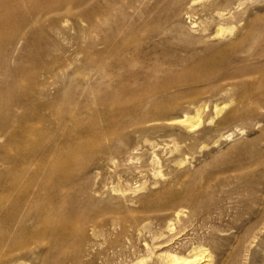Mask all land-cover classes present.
Here are the masks:
<instances>
[{
    "label": "rangeland",
    "instance_id": "374dc122",
    "mask_svg": "<svg viewBox=\"0 0 264 264\" xmlns=\"http://www.w3.org/2000/svg\"><path fill=\"white\" fill-rule=\"evenodd\" d=\"M57 1L0 0V22L5 18L3 23L6 25L5 29L0 28V41L8 43L13 37L20 38L11 53L10 64L7 68L0 65V114H10V118L7 117L4 121L8 122V130L5 129L6 124L2 119L0 120V198L11 193L6 182L8 176L25 178L30 174L31 177L25 180L26 184L23 186L27 192L25 195L30 197L29 194H33V202L26 207H30L29 218H24L14 225V222L0 217V232L6 228L5 231L11 233L8 240L15 241L17 237V243L27 241L26 247L19 243L20 247L16 249L8 245L0 246V264H47L44 259L52 249L59 260L64 258L59 264H133L141 259L144 260L143 264H159V254L186 256L200 248L205 250V254L211 255L213 264H264V225L261 227L262 221L259 217L264 192V134L261 131L264 129V106H254L255 102L257 103V95L253 92L255 83L264 79V54L260 55L261 50H264V42H261L264 40V0H180L178 4H175V0H142L140 3L134 1V4L132 0H115L118 3L113 11L114 15L129 16V20H123L128 27L115 26L110 38L103 44L97 39L101 38L100 33L91 28L88 22H80L70 5L63 8ZM79 1L68 0L73 4ZM33 5L37 6V11L31 9ZM206 6L208 10L211 9L207 10L209 13L205 11ZM215 9L219 10L216 12ZM218 13L223 16H218ZM206 14L209 16L206 17ZM249 23L252 24L253 39H258H254V43L248 39L235 51L225 48L229 42L246 31ZM218 26L230 30H225L219 37L215 34ZM202 29V34H199ZM95 41L99 43H94L96 46L93 44ZM257 44L259 48H256ZM250 45L253 46L252 49ZM163 50L165 59L160 60ZM103 51L108 53V57H97V54ZM247 53H250L249 56ZM252 54L256 59L251 57ZM195 55H198L200 60L194 57ZM124 60L131 70L127 67L128 71L125 70L122 75L116 66ZM225 62L238 68L242 67V72L237 75L243 80L237 79L238 76L224 78L221 67ZM204 63L214 69L208 71L211 73L206 72L208 75L204 74V79L197 80L193 71L189 70L202 72ZM247 63H250L251 69H247ZM166 64L170 68H166ZM169 64L174 65L172 67ZM253 64H256V68ZM129 65L136 71L138 69V73L135 74L136 71ZM154 66L157 67L154 68L155 74L152 69ZM141 67H144V70ZM173 68L175 71H172ZM161 70L164 71L160 72ZM139 72L146 81L140 79L142 76ZM145 72L149 73L148 77ZM167 77L169 80H166ZM126 78L129 79L127 84ZM118 79L125 80L122 86ZM189 82L192 85H189ZM113 83L121 88L125 85L127 88L124 87L123 91ZM149 84L153 86L150 87ZM234 84L241 89L235 88ZM214 85L216 90H213ZM195 86L199 87L198 91H194L197 89ZM130 87L135 90L131 88L130 92ZM155 87L157 89L154 91ZM160 87L162 91L167 89V92H161ZM231 89L232 92L229 93ZM209 90L217 92L213 94L214 92ZM178 91L181 92L180 95L178 93L179 99L176 96ZM111 94L121 97V109L127 112L128 118L139 120L138 124L126 127L124 134L129 131L127 138L124 134L110 137L111 130L104 117L107 119L115 113L116 107L110 104ZM165 95L172 99L166 101ZM101 98L103 99L100 102ZM190 101H196L195 105L193 103L190 106ZM139 102L146 104L142 106L146 112L142 111V107L135 108ZM187 105L189 106L186 109ZM192 105L195 108L205 105L199 125L184 130L180 126L167 123V117L169 119L171 115L172 118L178 114L182 115L184 107L185 112L190 109L187 113L193 116L195 109ZM78 106L80 118L74 123H69L65 111ZM154 106H159L155 109L159 113H154ZM132 112L133 115L130 114ZM221 120H224L223 123ZM91 123H97V128L89 127ZM202 131H207L208 135ZM229 132L232 136L226 139ZM258 133L262 137H258ZM122 140L127 147L123 146ZM111 145L119 147L118 151H111V158L104 155L85 157V146H89L93 153ZM26 155L35 158L25 164L22 160L24 161L23 157ZM73 155L74 158L76 156L75 159L72 158ZM79 155L83 156L80 158ZM261 156L262 160L259 158ZM85 159L88 160L85 170L80 172L77 166ZM256 159L261 160V163ZM21 166L25 170L20 171ZM84 173L86 174L83 176ZM194 173L200 177L196 175L193 180ZM243 178H247L246 181ZM68 181L72 184L69 185ZM221 182L222 184H219ZM186 184L194 186L187 187ZM44 185L45 187H41ZM189 188L195 192L191 197L188 196ZM110 189H113V192ZM81 191L83 193H80ZM197 191L204 195L209 193L208 198L203 195L205 199H200ZM67 192H70L69 195ZM87 193L89 194L86 195ZM37 195H45L47 199L44 202L38 201L35 199ZM85 196L90 198L89 201ZM89 196H94L93 200ZM81 197L86 201L83 198L81 202ZM75 198L76 201L73 200ZM107 199L108 206H102L103 209H100L99 201ZM17 201L18 199L16 202L13 200L11 206H21ZM93 201H96L99 207ZM85 202L93 204L88 207ZM71 203L75 209L71 208ZM2 204L1 201V212L10 209L9 202H5L4 206ZM56 207L58 211H55ZM42 211H45V218L40 215ZM69 211L73 216L72 228L80 231L83 238L80 234H70L55 241L56 229H51V225L62 223L63 213L67 214ZM176 211L182 212L178 218L175 217ZM57 218L61 220L57 221ZM170 224L172 225L169 226ZM21 225L24 230H21ZM248 229H254L255 235L249 233ZM7 235L4 237L5 242ZM59 253L61 256H58Z\"/></svg>",
    "mask_w": 264,
    "mask_h": 264
},
{
    "label": "bare ground",
    "instance_id": "6f19581e",
    "mask_svg": "<svg viewBox=\"0 0 264 264\" xmlns=\"http://www.w3.org/2000/svg\"><path fill=\"white\" fill-rule=\"evenodd\" d=\"M134 1H139V3L142 1V0H132V3L134 4ZM176 2H175V4H178L179 2H180V0H175ZM232 1V0H231ZM57 3H59L60 4V6L61 7H63V8H65L66 6H71L72 7V10H73V13L74 14H76V16H78L79 18H80V22L81 21H83L82 23H85V22H88L89 23V25H90V27L91 28H93L95 31H97V33H100L101 35V38L100 37H98L97 39H98V41H100V43L101 44H103V43H105L107 40H108V38H110V36H111V31H112V29L116 26V27H119V28H122L123 26L125 27V26H127V24L125 23V21H126V19L127 20H129V16H124V14H123V17H119V16H115L114 15V10H115V6H116V4L118 3V2H116L115 0H80L79 2H77L76 4H73V3H69L68 2V0H58L57 1ZM207 2H205V4H206ZM58 4V5H59ZM205 7V6H204ZM207 7V6H206ZM209 7H210V5H209ZM214 7V6H213ZM57 8H59V7H57ZM210 8H212V6L210 7ZM216 8V7H215ZM228 8H230V7H228ZM32 10H34V11H37L38 10V8H37V6L36 5H33V7L31 8ZM209 8L207 7V9L205 10V11H207ZM204 10H202L203 12H205ZM211 10V9H210ZM210 10H208V11H210ZM213 10V9H212ZM216 10V9H215ZM217 10H219V9H217ZM217 10H216V12H217ZM58 11V10H57ZM61 12H62V10H60ZM207 11V12H208ZM214 11V10H213ZM223 11V10H222ZM206 12V13H207ZM219 12V11H218ZM209 13V12H208ZM215 13V12H214ZM230 13V12H229ZM126 14V13H125ZM216 14V13H215ZM228 14V13H227ZM207 16L206 17H208L209 16V14H206ZM212 15V14H211ZM102 16H105L104 18L102 17ZM218 16H223L222 15V13H218ZM63 17V16H62ZM211 17V16H210ZM213 17V16H212ZM242 17V16H241ZM211 19V18H210ZM232 19V18H231ZM241 19V18H240ZM5 20V18H2L1 19V22H0V28L1 29H5L6 28V25L3 23V21ZM123 20H125V21H123ZM76 21H77V18H76ZM85 21V22H84ZM235 21V20H234ZM80 22H78V23H80ZM220 23V22H219ZM255 25V24H254ZM128 27V26H127ZM219 27V26H218ZM262 27V26H261ZM228 28H222V27H219V28H217V30H216V32H215V34H216V36H219L222 32H224L225 30H227ZM255 29V28H254ZM259 29H261V28H259ZM258 29V31H261V30H259ZM228 30H230V29H228ZM257 30V29H256ZM263 31L262 32H264V29H262ZM202 31H203V29L202 30H200L199 32V34H202ZM134 32V30H132V33ZM205 32V31H204ZM207 33V32H206ZM261 33V32H260ZM259 33V34H260ZM13 34H16V33H13ZM198 34V37H200V35ZM205 34V33H204ZM212 34V33H211ZM238 34V33H237ZM135 35V34H134ZM208 35H209V33H208ZM207 35V36H208ZM210 36V35H209ZM257 36V35H256ZM261 36H263V35H261ZM189 37V36H188ZM206 36H204V38H205ZM220 37V36H219ZM219 37H217V38H219ZM234 37V36H233ZM254 37V36H253ZM253 37H252V24L251 23H249L248 24V26L246 27V31L242 34V35H240L239 37H237L234 41H232V42H229L226 46H225V48H227V49H230V50H233V51H235V50H238V48L240 47V45H241V43L243 44L245 41H247L248 39H250L251 41H252V43H254L253 42V40L254 39H258V37L256 38H254L253 39ZM259 37H260V35H259ZM197 38V37H196ZM203 38V37H202ZM263 37H261V39H262ZM127 39V38H126ZM203 40V39H202ZM205 40H207V39H205ZM210 40V39H209ZM225 40V39H224ZM223 40V41H224ZM259 40H260V38H259ZM259 40H258V42H259ZM19 41H20V38H18V37H13L12 38V40L10 41V42H8V43H4L3 41H0V65H2V66H5L6 68H7V66L10 64V62L12 61V59H11V53H12V51L14 50V48L16 47V45L19 43ZM195 41H197V40H195ZM198 41H199V38H198ZM257 41V40H256ZM193 42V41H192ZM203 42V41H202ZM225 42V41H224ZM261 42H264V40L263 41H261ZM44 43H45V41H44ZM94 43H97L96 41L95 42H93V44ZM97 44H99V43H97ZM192 46L194 45V44H192V43H190ZM189 44V45H190ZM198 44H200V43H197V45ZM209 44V43H208ZM211 44V43H210ZM245 44V43H244ZM256 44V43H255ZM255 44H251V45H255ZM259 44H261V43H259ZM95 45V44H94ZM250 45V46H251ZM262 45H263V43H262ZM96 46V45H95ZM194 46H196V44L194 45ZM206 46V45H205ZM253 46H251L250 48L252 49V47ZM257 47L256 48H259V45L257 44L256 45ZM264 46V45H263ZM262 46V47H263ZM199 47V46H198ZM203 47H204V45H203ZM209 47V46H208ZM211 47H213V46H211ZM245 48V47H244ZM249 48V47H248ZM131 49V48H130ZM206 49H207V47H206ZM264 49V48H263ZM16 50H17V48H16ZM125 50H127V49H125ZM203 50V49H202ZM202 50H200V51H202ZM208 50H210V49H208ZM212 50V49H211ZM245 50V49H244ZM254 50V49H253ZM256 50V49H255ZM128 51H129V49H128ZM186 51V50H185ZM189 51H190V49H189ZM197 51H198V49H197ZM246 51V50H245ZM259 51V50H258ZM164 52V50L162 51V58H160V60L161 59H165V56H163V53ZM196 52V51H195ZM208 52H210V51H208ZM232 52V51H231ZM250 52V51H249ZM260 52V51H259ZM259 52H257V53H259ZM189 53V52H188ZM194 53V52H193ZM192 53V54H193ZM197 53V52H196ZM195 53V54H196ZM237 53V52H236ZM235 53V54H236ZM243 53V52H242ZM256 53V52H255ZM110 54V53H109ZM149 54V53H148ZM158 54V53H157ZM198 54V53H197ZM200 54H202V52H200ZM248 54V53H247ZM250 54V53H249ZM249 54H248V56H249ZM254 54V53H253ZM252 54V55H253ZM262 54H264V50H261V54L260 55H262ZM104 55V57H108V53H106L105 51H103L102 53H98L97 54V57L98 56H103ZM150 55V54H149ZM154 55L155 54H153V57H154ZM237 55V54H236ZM245 55H246V53H245ZM147 56V55H146ZM145 56V57H146ZM172 56V55H171ZM171 56H170V58H171ZM189 56H190V53H189ZM198 55H195L194 57H197ZM200 56H202V55H200ZM223 56V55H222ZM222 56H221V58H222ZM251 56V55H250ZM256 56V55H255ZM262 56H264V55H262ZM261 56V57H262ZM148 57V56H147ZM151 57V56H150ZM157 56H155V59H157L156 58ZM159 57H160V55H159ZM164 57V58H163ZM167 57H169V56H167ZM173 57V56H172ZM175 57V56H174ZM184 57L185 56H183L182 58H183V60H185L184 59ZM193 57V56H192ZM199 57V56H198ZM197 57V58H198ZM233 57V56H232ZM246 57V56H245ZM245 57L243 58V59H245ZM252 58L254 57V55L253 56H251ZM259 57V56H258ZM202 58H203V56H202ZM224 58V57H223ZM223 58H222V61H224L223 60ZM231 58V57H230ZM237 58V57H236ZM247 58H249V57H247ZM246 58V59H247ZM252 58H249V59H252ZM260 58V57H259ZM173 59V58H172ZM180 59V58H179ZM189 59V58H188ZM199 59V58H198ZM235 59V58H234ZM243 59L241 58V60H242V63H243ZM249 59H248V61H249ZM254 59H256V57H254ZM158 60V59H157ZM167 60H168V58H167ZM171 60V59H170ZM176 60V59H175ZM182 60V61H183ZM190 60H192V59H190ZM195 59H193L192 61H194ZM200 60V59H199ZM232 60V59H231ZM10 61V62H9ZM125 61L126 60H124V61H121V62H119V63H117V66H116V68H117V71L119 72V73H121L122 75H123V72L126 70V71H128V70H131L128 66H126V63H125ZM177 61H179V60H177ZM176 61V62H177ZM180 61H181V59H180ZM181 61V62H182ZM187 61V60H186ZM195 61H197V60H195ZM226 61V60H225ZM228 61V60H227ZM240 61V60H239ZM254 61V60H253ZM256 61V60H255ZM164 61H162V63H163ZM166 62V61H165ZM233 62V61H232ZM231 62V63H232ZM245 62V61H244ZM250 62H251V60H250ZM259 62H261V60H259ZM263 62H264V60H263ZM262 62V63H263ZM161 62H160V64H162ZM184 64H185V61L183 62ZM189 63H190V61H189ZM253 63V62H252ZM159 64V63H158ZM165 64V63H164ZM168 64V63H167ZM166 64V68H167V65ZM183 64V65H184ZM239 64H241V63H239ZM250 64V63H249ZM248 63H247V65H248V67H247V69H251V68H249V65ZM257 64V63H256ZM256 64H253L252 66H254V65H256ZM259 64V63H258ZM156 65V64H155ZM170 65V64H169ZM173 65L174 64H172V65H170V66H172L173 67ZM179 65V64H178ZM186 65V64H185ZM213 65H214V63H213ZM222 65V64H221ZM238 65V64H237ZM236 65V66H237ZM246 64H245V67L247 66ZM130 66V65H129ZM158 66V65H157ZM163 66V65H162ZM177 65H175V67H176ZM239 67H240V65H238ZM259 66V65H258ZM261 66V65H260ZM128 67V70L126 69ZM131 68H132V65L130 66ZM156 66H154V67H152V69H154ZM169 67V66H168ZM174 67V68H175ZM181 67H182V65H181ZM244 67V68H245ZM251 67V66H250ZM255 67V66H254ZM253 67V68H254ZM140 68V67H139ZM142 68V70H144L143 68L144 67H141ZM146 68H148V67H146ZM157 68V67H156ZM159 68V67H158ZM170 68V67H169ZM168 68V69H169ZM173 68V70L172 71H175V69ZM240 68H242V67H240ZM240 68H238V67H235V66H233V65H231L229 62H225V64H224V66H222L221 67V69L223 70V71H221V72H223V77L225 78V76H228L229 78H232V77H236V76H238L237 74L239 73H241L242 71H241V69ZM256 68V67H255ZM150 69V68H149ZM161 69V68H160ZM214 68H212L211 69V66L207 63H204V65H203V68H202V72H200L199 70H196V69H190L189 71H193V73H194V77H195V79H197V80H202V79H204L203 77H204V74H206V72L207 73H211V72H208V71H212ZM243 69V68H242ZM264 69V68H263ZM262 69V70H263ZM132 70L134 71H136V69H133L132 68ZM148 70V69H147ZM151 70V69H150ZM171 70V69H170ZM170 70H168V71H170ZM245 70V72H247V70H246V68L244 69ZM253 70V69H252ZM134 71V72H135ZM146 71V70H145ZM149 71V70H148ZM152 71V70H151ZM164 71V70H163ZM162 70L160 71V72H163ZM167 71V70H166ZM132 72V71H131ZM140 72H141V70H140ZM140 72H139V74H140ZM154 74L156 73L155 72V69H154ZM157 72H159V69H158V71ZM187 72V71H186ZM214 72V71H213ZM220 72V71H219ZM250 72V71H249ZM253 72V71H252ZM256 72H258V74H259V71H258V69H257V71ZM118 73V74H119ZM136 73H138V69H137V71L135 72V74ZM146 73V72H145ZM169 73H171V72H169ZM190 73H192V72H190ZM260 73H261V71H260ZM124 74H125V72H124ZM133 74V73H132ZM141 74H142V72H141ZM140 74V75H141ZM153 74V73H152ZM153 74V75H154ZM164 74H166V73H164ZM168 74V73H167ZM221 74V73H220ZM243 74V73H242ZM253 74V73H252ZM128 75V74H127ZM127 75H124V76H127ZM138 75V74H137ZM137 75H136V77H137ZM147 75V77H148V75H149V73L147 74H145V76ZM170 75V74H169ZM172 75V74H171ZM181 75V74H180ZM184 75V74H183ZM182 75V76H183ZM187 75V74H186ZM206 75H208V74H206ZM219 75V74H218ZM222 75V74H221ZM245 75V74H244ZM248 75V74H247ZM250 75H251V73H250ZM250 75H248V76H250ZM256 75V74H255ZM133 76H135V75H133ZM142 76V75H141ZM144 76V77H145ZM162 76V75H161ZM165 76H167V75H165ZM209 76H210V74H209ZM209 76H207L208 77V79H209ZM220 76V75H219ZM120 77H122L123 78V76H120ZM136 77H135V79H136ZM147 77H145L146 79H147ZM152 77H154V76H152ZM151 77V78H152ZM157 77H158V75H157ZM247 77V76H246ZM121 78V79H122ZM129 78V77H128ZM138 78V77H137ZM161 78V77H160ZM164 77H162V79H163ZM185 78H186V76H185ZM184 78V79H185ZM214 78V77H213ZM218 78H220V77H218ZM242 79L241 77H237V79ZM120 79V78H119ZM118 79V80H119ZM123 79H125V78H123ZM129 79H131V78H129ZM129 79H127L126 78V84L128 83V80ZM140 79H143L144 80V78H143V76H142V78L140 77ZM150 79V78H149ZM155 79V78H154ZM157 79V78H156ZM226 79H227V77H226ZM260 79V78H259ZM158 80V79H157ZM166 80H169L168 79V77H167V79ZM221 80V79H220ZM233 80H234V78H233ZM243 80V79H242ZM119 81H121V83H119V84H121V86L123 85V83H124V81L125 80H119ZM135 81V80H134ZM144 81H146V80H144ZM153 81V80H152ZM192 81V80H191ZM207 80H205V82H206ZM210 81V80H209ZM209 81H207V82H209ZM213 81V80H212ZM218 81V80H217ZM224 81H226V80H224ZM258 81V80H257ZM136 82V81H135ZM143 82V81H142ZM155 81H153V83H154ZM198 82V81H197ZM222 82H223V80H222ZM259 82V81H258ZM111 83V82H110ZM131 83V82H130ZM164 82H162V84H163ZM214 83V82H213ZM114 84V83H113ZM132 84H133V81H132ZM151 84V83H150ZM149 84V85H150ZM176 84V83H175ZM174 84V85H175ZM185 84H187V83H185ZM195 84H198V83H195ZM199 84H200V82H199ZM204 84V83H203ZM209 84V83H208ZM208 84H207V86H208ZM236 84V83H235ZM235 84H234V87H235ZM115 86H116V88H120V89H122L123 90V88L125 87V85L123 86V88H121L120 87V85L118 86V85H116V84H114ZM113 85V86H114ZM154 85H155V83H154ZM161 85V84H160ZM165 85H166V83H165ZM177 85H179V84H177ZM189 85H192L191 84V82H189ZM210 85H212V83L210 84ZM209 85V86H210ZM216 85H218L217 83H216ZM239 85V84H238ZM10 86V85H9ZM109 86V85H108ZM112 86V87H113ZM153 86V85H152ZM151 85H150V87H152ZM171 86V85H170ZM221 86V85H220ZM231 86H233V85H231ZM231 86H229V87H231ZM241 86V85H240ZM255 87H254V89H255V91L253 90V92H255L256 93V100H257V103L255 102V107L257 106L258 108H260L261 106H259V105H263L264 106V79L262 78V80L259 82V83H255V85H254ZM111 87V86H110ZM111 87V88H112ZM129 87V86H128ZM149 87V88H150ZM162 87H164V86H162ZM180 87V86H179ZM187 87H189V86H187ZM214 87V89L213 90H216L215 89V85L213 86ZM217 87V86H216ZM226 86H224V88H225ZM233 87V90L235 89V88H238V87H235L234 88ZM243 87H245V85L243 86ZM9 88V87H8ZM127 87H125V89H126ZM134 89L135 90V88H133V87H130V89H128L129 91L130 90H132V89ZM147 88V87H146ZM145 88V89H146ZM177 88V87H176ZM175 88V89H176ZM184 88V87H183ZM186 88V87H185ZM184 88V89H185ZM190 88V87H189ZM195 88H197L196 90H194V91H198V89H199V87L197 86H195ZM221 88V87H220ZM227 88H228V86H227ZM152 89V88H151ZM151 89L149 90V91H151ZM157 88L155 87V89H154V91L156 90ZM160 89H161V87H160ZM166 89V88H165ZM180 89V88H179ZM188 89V88H187ZM191 89H192V87H191ZM205 89V88H204ZM208 89H209V87H208ZM238 89H241V88H238ZM144 90V89H143ZM147 90V91H148ZM159 90V89H158ZM193 90H191L192 91V93L194 92ZM211 90H212V88H211ZM245 90V89H244ZM124 91V90H123ZM128 91V93H130ZM146 91V92H147ZM148 91V92H149ZM161 92H163L162 91V89L160 90ZM169 91V90H168ZM191 91H190V93H191ZM210 91V90H209ZM222 91V90H221ZM239 91H241V90H239ZM238 91V92H239ZM127 92V91H126ZM138 93L140 92V91H137ZM136 92V93H137ZM143 92V91H142ZM152 92H153V89H152ZM164 92H167V89H166V91H164ZM185 92V91H184ZM189 92V91H188ZM210 92H214V91H210ZM217 92V91H216ZM216 92H214L213 94H215ZM232 92V89L231 90H229V93H231ZM234 92V91H233ZM238 92H235V93H238ZM137 93V94H138ZM178 93H179V95H180V93L181 92H177V94H176V96L178 97L177 99H179L180 97H179V95H178ZM183 93V92H182ZM187 93V92H186ZM198 93V92H197ZM211 93V94H212ZM228 93V92H227ZM246 93H248V92H246ZM254 93V94H255ZM149 94V93H148ZM160 94V93H159ZM163 94H165V93H163ZM174 94V93H173ZM234 94V93H233ZM253 94V95H254ZM146 95V94H145ZM151 95V94H150ZM150 95H148L150 98H152ZM167 95V94H166ZM165 95V96H166ZM175 95V94H174ZM181 95H183V94H181ZM198 95H199V93H198ZM229 95V94H228ZM247 95V94H246ZM245 95V96H246ZM103 96H105L106 97V95H103ZM102 96V97H103ZM164 96V97H165ZM170 96H171V94H170ZM170 96H166L167 98H166V101L168 100V99H170L169 97ZM175 96V97H176ZM218 96V95H217ZM225 96V95H224ZM236 96V95H235ZM105 97H103V98H105ZM148 97V98H149ZM193 97V96H192ZM232 97H234V96H232ZM242 97V96H241ZM240 97V98H241ZM244 97V96H243ZM247 97H249L248 95H247ZM247 97H245V98H247ZM253 97V96H252ZM251 97V98H252ZM103 98H101V100H99L100 102L102 101V99ZM140 98V97H139ZM144 98V97H143ZM158 98V97H157ZM160 98H162L161 96H160ZM160 98H158V100L160 99ZM235 98V97H234ZM239 98V99H240ZM250 98V99H251ZM106 99H108L107 97H106ZM155 99V98H154ZM172 99V98H171ZM170 99V100H171ZM173 99H174V97H173ZM229 99V98H228ZM238 99V100H239ZM112 100V101H111ZM157 100V101H158ZM245 100H247V99H245ZM105 101V100H104ZM110 101H111V103L110 104H112V106H114V107H116L115 108V113H114V115H112L111 117H107V119H106V116L104 117V120H105V122L106 123H108V125H109V128H110V130H111V134H110V137H119V136H121V135H123L124 134V131H125V129H126V127H129V126H131L132 124H136L139 120L137 119V118H134V117H132L131 119L130 118H128L127 117V112H125L124 110H122L121 108V97H118V96H114L113 94H111V98H110ZM138 101V100H137ZM140 101V100H139ZM141 101H142V99H141ZM148 101V100H147ZM152 101V100H151ZM154 101H156V99L154 100ZM169 101V100H168ZM250 101V100H249ZM248 101V102H249ZM5 102H8V101H5ZM124 102V101H123ZM143 102H145V101H143ZM143 102H139V103H137V107H135V108H138V109H140L142 106H144V105H146V104H143L142 105V103ZM150 102V101H149ZM149 102H148V104H149ZM186 102V101H185ZM196 103V101H190V106H191V104H193V103ZM238 102H240V101H238ZM155 103V102H154ZM159 103V102H158ZM163 103V102H162ZM195 103H194V105H195ZM235 103V102H234ZM189 104V103H188ZM242 104H244V101L242 102ZM248 104V103H247ZM259 104V105H258ZM125 105V104H124ZM135 105V104H134ZM154 105H158V104H154ZM194 105H192V106H194ZM237 105V104H236ZM241 105V104H240ZM147 106H149V105H147ZM159 106H160V104H159ZM158 106V107H159ZM167 106V105H166ZM189 105H187L186 106V109H187V107H188ZM244 106V105H243ZM245 106H246V104H245ZM248 106H249V104H248ZM262 106V107H263ZM153 107V106H152ZM158 107H156L155 108V106H154V109H153V111H154V113H159V111H155V109H157ZM256 107V108H257ZM143 108V107H142ZM147 108V107H146ZM149 108H151L150 106H149ZM164 108V107H163ZM169 108V107H168ZM185 108V107H184ZM184 108H182V111L184 110ZM205 108V105H203V106H197L196 108H195V106H194V115L193 116H190L187 112H188V110H190V109H188L187 110V112H185V110L182 112L181 111V114L182 115H180V116H176V115H174V116H176L175 118H172V116L173 115H171V117L168 119V117L166 118V121H168L167 123L169 124V125H177V126H180L181 128H183L184 130H190V129H192V128H194L196 125H199V119H200V115H201V113H202V109H204ZM246 108V107H245ZM252 108V107H251ZM223 109V108H222ZM242 109H244V107H242ZM241 109V110H242ZM248 109V108H247ZM262 109V108H261ZM96 110V109H95ZM127 110V109H126ZM132 110H134V111H136L135 109H132ZM145 110V112H146V109H145V107L142 109V111H144ZM159 110V109H158ZM163 110V109H162ZM240 110V111H241ZM253 110H255V109H253ZM264 110V109H263ZM128 111V110H127ZM141 110H138V112H140ZM141 111V112H142ZM147 111H148V109H147ZM216 111V110H215ZM239 111V112H240ZM250 111H251V109H250ZM257 111V110H256ZM138 112H137V114H138ZM140 112V113H141ZM238 112V113H239ZM171 113V112H170ZM237 113V114H238ZM247 113V112H246ZM245 113V114H246ZM252 113V112H251ZM128 114H129V112H128ZM130 114H132L133 115V112L132 113H130ZM134 114H135V112H134ZM218 114V113H217ZM233 114H235V113H233ZM10 115V114H9ZM9 115H7V114H0V120L1 121H5L6 119H8L7 117H9ZM146 115V114H145ZM170 115V114H169ZM250 115V114H249ZM65 116H66V119L69 121V123H74V122H76V121H78V119L80 118V115H79V106L76 108L75 107V109H69V110H66L65 111ZM128 116H130V115H128ZM139 116V115H138ZM142 116V115H141ZM168 116V115H167ZM232 116H234V115H232ZM253 116V115H252ZM258 116V115H257ZM147 117V116H146ZM153 117H154V115H153ZM194 117L196 118V119H194ZM210 117V116H209ZM225 116H223V118H224ZM235 117V116H234ZM233 117V118H234ZM243 117V116H242ZM10 118V117H9ZM12 118V117H11ZM172 118V119H171ZM222 118V119H223ZM239 118H241V116H240V113H239ZM146 119V118H145ZM151 119V118H150ZM155 119V118H154ZM221 119V118H220ZM219 119V120H220ZM235 119V118H234ZM263 119V118H262ZM152 120V119H151ZM156 120V119H155ZM159 120V119H158ZM164 120H165V118H164ZM209 120H210V118H209ZM231 120H232V118H231ZM238 120V119H237ZM145 121V120H144ZM157 121V120H156ZM159 121H161V120H159ZM211 121V120H210ZM222 121H224V120H221V122ZM248 121V120H247ZM146 122V121H145ZM150 122V121H149ZM153 122V121H152ZM155 122V121H154ZM226 122H227V120H226ZM228 122H229V119H228ZM227 122V123H228ZM249 122V121H248ZM263 122V121H262ZM5 124H6V126H4L5 127V129H9V126H7V121L6 122H4ZM84 123V122H83ZM101 123V122H100ZM223 123V122H222ZM243 123H246V122H243ZM259 123V122H258ZM10 124V123H9ZM138 124V123H137ZM219 124V123H218ZM225 124V123H224ZM99 125V124H98ZM216 125H217V123H216ZM100 126V125H99ZM221 126H223V125H221ZM237 126V125H236ZM8 127V128H7ZM89 127H91V128H97V123H91V124H89ZM217 127V126H216ZM220 127V126H219ZM11 128H13V127H11ZM11 128H10V130H11ZM52 128V127H51ZM131 128V127H130ZM129 128V129H130ZM5 129L3 128V130L5 131ZM9 130V131H10ZM263 130L264 129H262L261 131H262V133L264 134V132H263ZM6 132V131H5ZM104 132V131H103ZM206 132L207 131H205V133L202 131V133L203 134H206ZM97 133V132H96ZM129 133V131L127 132V134ZM202 133H200V135H202V136H205V135H203ZM230 133V132H229ZM238 133V132H237ZM0 134H1V132H0ZM126 134V135H127ZM260 133H258L257 135H258V137H262V135L260 136L259 135ZM2 135H4V134H2ZM125 135V134H124ZM126 135H125V137H126ZM206 135H208V134H206ZM128 136V135H127ZM197 136V135H196ZM232 136V134L230 133V134H227L226 135V139L228 138H230ZM9 137H11V136H9ZM49 137V136H48ZM125 137H123V138H125ZM12 138V137H11ZM122 138V137H121ZM127 138V137H126ZM126 138H125V140H126ZM203 138V137H202ZM222 138V137H221ZM261 140H262V138H260ZM13 139H11V141H12ZM215 140V139H214ZM257 140V139H256ZM261 140H259V141H261ZM80 141V140H79ZM121 141V140H120ZM123 141V140H122ZM255 141V140H254ZM262 141H264V137H263V140ZM13 142V141H12ZM17 142V141H16ZM89 142V141H88ZM87 142V143H88ZM115 142V141H114ZM124 142V141H123ZM122 142V143H123ZM121 143V142H120ZM253 143V142H252ZM255 143V142H254ZM15 144V143H14ZM119 144V143H118ZM126 143L124 142V145L123 146H126L125 145ZM73 145V144H72ZM105 145V144H104ZM117 146V145H116ZM245 146H246V144L243 146L244 147V149H245ZM80 147H81V143H80ZM118 147V146H117ZM117 147H115L114 145H111L110 147H106V148H104L103 150H99L98 152H91L90 150H91V148H89V146H85V152L87 153V155L85 154V157L86 156H89V158L90 157H93V156H96V155H104L105 157H108L109 156V154L111 153V151L114 149H117ZM127 147V146H126ZM125 147V148H126ZM74 148V147H73ZM119 148V147H118ZM120 148H121V145H120ZM247 148V147H246ZM262 148H264V147H262ZM23 149V148H22ZM261 149V148H260ZM79 150V149H78ZM113 150V151H114ZM120 150V149H119ZM264 150V149H263ZM116 151V150H115ZM114 151V152H115ZM117 151H118V149H117ZM247 151V150H246ZM249 151V150H248ZM263 152V151H262ZM75 153V152H74ZM22 154H23V152H22ZM73 154V153H72ZM248 154H250V153H248ZM84 155V154H83ZM82 155V156H83ZM24 156V155H23ZM69 156V155H68ZM81 156V157H82ZM100 156V157H101ZM111 156V155H110ZM108 157V158H111V157ZM70 157H72V156H70ZM79 157H80V155H79ZM80 157V158H81ZM99 157V158H100ZM103 157V156H102ZM21 158V157H20ZM34 158L35 157H33V156H25V157H23V159H24V161L22 160V162L23 163H30L31 162V160H34ZM72 158H74V155H73V157ZM75 158H76V156H75ZM74 158V159H75ZM78 158V157H77ZM260 159L262 158V156L261 157H259ZM71 159V158H70ZM83 159V158H82ZM97 159V158H96ZM263 159V158H262ZM261 159V160H262ZM44 160H45V158H44ZM69 160V159H68ZM67 160V161H68ZM101 160V159H100ZM105 160V159H104ZM261 160H257L256 159V161L258 162V163H261ZM76 161V160H75ZM86 161H88V160H82L81 161V163L80 164H78V169H80V172H82V171H84L85 170V166H86ZM109 161V160H108ZM104 162V161H103ZM249 163H251V162H249ZM51 164V163H50ZM252 164H254L253 162H252ZM261 165V164H260ZM239 166V165H238ZM244 166V165H243ZM246 167V166H245ZM253 167V166H252ZM252 167H250V168H252ZM216 168V167H215ZM248 168V167H247ZM93 169V168H92ZM22 170H25V168L24 167H20V171H22ZM91 170V169H90ZM90 170H89V172H90ZM69 172H71V170H68ZM69 172H68V174H69ZM78 172V171H77ZM250 172V171H249ZM73 173H75V172H73ZM87 173V172H86ZM86 173H84L83 174V176L86 174ZM199 173V172H198ZM264 173V172H263ZM77 174V173H76ZM75 174V175H76ZM88 174V173H87ZM201 173H199V175H200ZM249 174V173H248ZM71 175V174H70ZM197 175V174H196ZM195 175V173H194V175H193V180H194V177L196 176ZM74 176V175H73ZM198 176V175H197ZM201 176V175H200ZM200 176H198V177H200ZM31 176H30V174L27 176V177H17V176H8L6 179H7V185H8V189L9 190H11V193H10V195L8 194V196H6V195H4V196H2L0 199V202L2 201L3 202V204L5 203V202H9L10 203V206H9V210H4L3 212H1V210H0V217L2 218V219H5V220H9V221H12V223L14 222V225L15 224H19L18 222H21L24 218H29V215H30V213H29V211H30V207L29 208H26V207H28L29 206V204L31 203V202H33V200L31 199L32 197H33V194H32V192L29 194L30 195V197L29 196H27V195H25V193H27V192H25V187L23 186V185H25L26 183H25V180H28L29 178H30ZM70 177V180L72 181V179H71V177H72V175L71 176H69ZM76 177V176H75ZM86 177V176H85ZM215 177V176H214ZM240 177V176H239ZM88 178V177H87ZM86 178V179H87ZM91 178V177H90ZM196 178V177H195ZM209 178H210V176H209ZM217 178V177H216ZM238 178V177H237ZM248 178V177H247ZM247 178H243L245 181H246V179ZM33 179V178H32ZM208 179V178H207ZM218 179H220V178H217V180ZM242 179V180H243ZM89 180V179H88ZM209 180H211V178L209 179ZM221 180V179H220ZM224 180V179H223ZM222 180V181H223ZM242 180H240V181H242ZM67 181V180H66ZM71 181H68L69 182V185H71L70 184V182ZM84 181H86V180H84ZM90 181V180H89ZM88 181V182H89ZM75 182V181H74ZM212 182V181H211ZM220 182V181H219ZM252 182V184H253V181H251ZM85 183V182H84ZM189 183H191V181L189 182ZM193 183H194V181H193ZM196 183V182H195ZM207 183H209V182H207ZM223 183H224V181H223ZM249 183V182H248ZM219 184H222V182L221 183H219ZM65 185V184H64ZM82 186H83V184H81ZM80 185V186H81ZM87 185H90V184H88L87 183ZM86 185V186H87ZM186 185H188V184H186ZM185 185V186H186ZM67 186V185H66ZM193 187L194 186V184L193 185H188L187 187ZM222 186V185H221ZM41 187H45V185L44 186H41ZM89 187L90 186H88V189H89ZM247 187V186H246ZM59 188V187H58ZM69 188V187H68ZM80 188V187H79ZM79 188H78V190H79ZM86 188V187H85ZM248 188V187H247ZM251 188H253V187H251ZM249 189V188H248ZM247 189V190H248ZM258 189V188H257ZM77 190V189H76ZM82 190V189H81ZM90 190V189H89ZM88 190V191H89ZM111 190V192H113V189H110ZM189 191V193H188V196H193L194 195V193H193V191L191 190V188H189L188 189ZM206 190V189H205ZM253 190H256V189H253ZM70 191V190H69ZM83 191H85V189L83 190ZM249 192H250V190H248ZM71 192V191H70ZM69 192V193H70ZM198 192V191H197ZM236 192V191H235ZM257 192V191H256ZM255 192V193H256ZM258 192L260 193V191L258 190ZM69 193L67 192V194L69 195ZM80 193H83L82 191L80 192ZM85 193V192H84ZM199 193V196H201V198L200 199H203L204 198V196H205V198L207 197L208 198V195H209V193H208V195H204L203 193H200V192H198ZM198 193L196 194V195H198ZM78 194V193H77ZM76 194V195H77ZM89 193H87L86 195H88ZM205 194H207V193H205ZM204 195V196H203ZM254 195V194H253ZM256 195H257V193H256ZM49 196V195H48ZM82 196V195H81ZM186 196V195H185ZM241 196V195H240ZM252 196V195H251ZM36 198L35 199H37L38 201H45V199H47V198H45V195L44 196H39V195H37V196H35ZM87 199H88V197L87 196H85ZM89 197H92V200H93V198H94V196H89ZM49 198V197H48ZM62 198V197H61ZM84 198V197H83ZM83 198L81 197L80 199H81V202L83 201ZM192 198H195V197H192ZM204 198V199H205ZM206 198V199H207ZM16 199H18V203H20L21 204V206L19 205V207L17 206V207H15V206H11V205H13L11 202L14 200L15 202H16ZM90 199V198H89ZM89 199L87 200V201H89ZM60 200H62V199H60ZM73 200H75L76 201V198L75 199H73ZM84 200L86 201V199L84 198ZM95 200V199H94ZM191 200V199H190ZM20 201V202H19ZM63 201V200H62ZM74 201V202H75ZM78 201V200H77ZM98 201V200H97ZM170 201V200H169ZM69 202H70V200H69ZM68 202V203H69ZM94 202V201H93ZM86 203V205L88 206L89 204H91V203H88V202H85ZM94 203H96V201L94 202ZM108 203H109V199H107V200H105V201H99V206L97 205V203H96V205L100 208V209H103V207L102 206H104L105 207V205H107L108 206ZM205 203H206V200H205ZM261 203H262V210H259V217H260V221H262V226L261 227H263V225H264V192H263V195H262V197H261ZM2 204V205H3ZM8 204V203H7ZM16 203H14V205H15ZM52 204V203H51ZM74 204V203H73ZM80 204V203H79ZM93 204V203H92ZM91 204V205H92ZM203 204V203H202ZM202 204H200V206H202ZM71 205H72V203H71ZM208 205V204H207ZM4 206V205H3ZM107 206H106V208H107ZM151 206V205H150ZM198 206V205H197ZM200 206H198L199 208H200ZM206 206V205H205ZM1 207V206H0ZM48 207H49V205H48ZM76 207H78V206H76ZM84 207H86L85 205H84ZM88 207H91V206H88ZM203 207H204V205H203ZM60 208V207H59ZM58 208V209H59ZM71 208H73V205L71 206ZM95 208V207H94ZM148 208H150V207H148ZM205 208H207V207H205ZM73 209H75V208H73ZM81 209V208H80ZM98 208H96V210H97ZM107 209H109V207L107 208ZM203 210V209H202ZM55 211H58L57 210V207L55 208ZM98 211V210H97ZM107 211V210H106ZM243 211V210H242ZM63 212V211H62ZM62 212H61V214H62ZM100 213V212H99ZM180 214H182V212L181 211H176L175 212V217L176 218H178L179 216H180ZM40 215H44V218H45V211H42V212H40ZM60 215V214H59ZM98 215H100V214H98ZM239 216V215H238ZM51 217V216H50ZM60 217L62 218V215H60ZM95 217V216H94ZM53 218H54V216H53ZM56 219V218H55ZM59 219L60 218H57V221H59ZM63 220H62V223H53L52 225H51V229H53V230H55L56 229V236H55V238H54V240L55 241H58L59 240V238L61 239V238H63V237H67V236H69L70 234H82L80 231H78V230H75V229H73L72 228V225H73V222H72V219H73V216H72V213L69 211V213L67 212V214H65V213H63V218H62ZM61 220V219H60ZM254 220V219H253ZM54 222V221H53ZM251 222V221H250ZM258 222V221H257ZM256 222V223H257ZM114 223V222H113ZM112 223V224H113ZM10 223H8V225H9ZM258 224H260L261 225V223H258ZM172 224H170L169 226H171ZM6 227V226H5ZM8 227V226H7ZM14 227V226H13ZM256 228V227H255ZM5 230H6V228H4ZM25 228H24V226L23 225H21V230H24ZM257 229H260V228H258L257 227ZM3 230V229H2ZM5 230H3V231H1L0 232V235H1V239H0V246H2V247H4V246H12V248L14 249H16V248H19L20 247V244H22V246L24 247H26V245H27V241L26 240H22V242H15L16 241V239H17V237H16V239H15V241L14 240H8V239H10L11 238V236H10V238H9V234H11V233H9V232H6ZM12 230V229H11ZM86 230V229H85ZM95 230H97V229H95ZM261 230V229H260ZM260 230H258V231H260ZM97 231H99V230H97ZM254 229H251V231H249V229H248V232L249 233H252V235H255L254 234ZM247 232V231H246ZM255 232H257V230L255 231ZM7 233H8V235H7ZM21 233V232H20ZM53 233H54V231H53ZM53 233H51V234H53ZM86 233V232H85ZM248 234V233H247ZM7 235V242H5V239H4V237ZM21 235V234H20ZM31 235V234H30ZM52 236V235H51ZM50 236V237H51ZM84 236V235H83ZM81 237H82V235H81ZM80 237V238H81ZM19 238V237H18ZM28 238V237H27ZM26 238V239H27ZM29 238H30V236H29ZM47 238V237H46ZM74 238V237H73ZM83 238V237H82ZM31 239V238H30ZM29 239V240H30ZM48 239H49V237H48ZM84 239H86V237H84ZM21 240V239H20ZM32 240V239H31ZM50 240V239H49ZM17 241H19L18 239H17ZM52 241V240H51ZM63 241V240H62ZM254 241V240H253ZM20 243V244H19ZM87 243V242H86ZM250 243V242H249ZM70 244H74V243H70ZM69 245V244H68ZM67 245V246H68ZM72 246V245H71ZM7 248V247H6ZM22 248V247H21ZM51 248V247H50ZM10 249V248H9ZM23 249V248H22ZM65 249H67V248H65ZM69 250V249H68ZM148 250V249H147ZM67 251V250H66ZM167 251V250H166ZM1 252V251H0ZM9 252V251H8ZM14 252V251H13ZM48 252V251H47ZM59 252H61V251H59ZM63 252H65V251H63ZM69 251H67V253H68ZM72 252H74V251H72ZM151 252V251H150ZM171 252V251H170ZM66 253V252H65ZM45 254V253H44ZM64 254V253H63ZM70 253H68V255H69ZM181 254V253H180ZM26 255V254H25ZM65 255V254H64ZM64 255L62 256V257H64ZM158 255V254H157ZM58 256H61L60 255V253L58 254ZM67 256V255H66ZM66 256H65V258H66ZM74 256V255H73ZM87 257V256H86ZM158 260H159V264H213V262H212V257H211V255L210 254H205V250L204 249H202V248H200V249H198V250H196L195 252H190V253H188L186 256H179V255H176V254H172V253H164V254H159L158 255ZM13 259V258H12ZM17 259V258H16ZM64 258H62V260H63ZM73 259V258H72ZM10 260V259H9ZM8 260V261H9ZM45 260V262L47 263V264H59L60 263V261H62L61 259L59 260V258L57 257V255H55V251L52 249L51 251H49V254L46 256V258L44 259ZM156 260H157V258H156ZM157 260V261H158ZM230 260V259H229ZM12 261V260H11ZM15 261V260H14ZM64 261V260H63ZM68 261V260H67ZM94 261V260H93ZM109 261V260H108ZM156 261V262H157ZM18 262V261H17ZM143 262H144V260L143 259H141V260H139V261H136V262H134L133 264H143ZM230 262V261H229ZM12 263H13V261H12ZM61 263H63V262H61ZM158 263V262H157ZM215 263V262H214ZM11 264V263H10ZM14 264V263H13ZM17 264V263H16ZM84 264V263H83ZM86 264V263H85ZM227 264H231V263H228L227 262Z\"/></svg>",
    "mask_w": 264,
    "mask_h": 264
}]
</instances>
